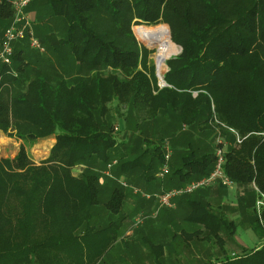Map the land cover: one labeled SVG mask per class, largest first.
<instances>
[{"label":"trees","instance_id":"obj_1","mask_svg":"<svg viewBox=\"0 0 264 264\" xmlns=\"http://www.w3.org/2000/svg\"><path fill=\"white\" fill-rule=\"evenodd\" d=\"M8 2L0 4V36L14 16ZM30 10L43 55L30 58L26 39L15 44L11 65L0 64V132L21 143L14 158H0V264H98L120 239L125 217L99 226L95 219L120 214L121 175L162 172L166 141L173 189L201 180L216 165L212 133L230 143L224 174L243 188L238 209L263 244L229 255L238 223L223 206L195 199L208 188L178 198L192 199L189 220L221 243L222 257L208 264H264V210L261 219L256 210V188L264 194V0H34ZM160 24L182 49L166 62L164 88L154 51L133 31ZM46 51L49 66L66 76L53 80L41 64ZM48 139L55 143L37 165L29 150ZM114 167L116 178L107 174ZM150 248L164 255L163 246Z\"/></svg>","mask_w":264,"mask_h":264},{"label":"rangeland","instance_id":"obj_2","mask_svg":"<svg viewBox=\"0 0 264 264\" xmlns=\"http://www.w3.org/2000/svg\"><path fill=\"white\" fill-rule=\"evenodd\" d=\"M54 23H55L54 21L50 22V24H52V25H54ZM139 26H145V25H139ZM139 26H135L133 28L134 34H135L138 42L142 46L148 48L151 51H154V53L151 55V59L154 61L155 67H156V63H157L156 57L158 55L159 47L157 44H153V45L148 44V43L142 41L137 36L136 29ZM160 26H167V25L160 24L157 26H146V27L154 28V27H160ZM34 36L40 42L39 38L35 35V33H34ZM29 42H30V40H29V38H27V41H25V45H24V47L27 48L29 51V52H27V54H28V56L30 54V58H32L33 60H37L40 56L43 55L44 52H40L38 49L32 48L31 44ZM174 44L177 47L178 52L173 54L170 58H168L167 61L169 59H171L172 57H175L181 53V48L176 43H174ZM42 48L45 50V48L43 46H42ZM45 55H46V57H43L44 62H42V61H38V62H42L41 63L42 66H45L47 71H49L51 74H53L52 75L53 80L56 81V80H59L60 78H62L63 76H66L64 70L62 69V67H59L58 64H54V65L49 66L50 62H47V61L49 59H53L54 57L52 56L53 58H50L51 55L47 51L45 52ZM167 70L168 69H167L166 63L164 64V66L162 67L160 72H158L156 69V77L158 79V85H159V81H160L158 75H161L163 77V73H165ZM107 73H108V71H103V74H107ZM89 74H90L89 72L87 73V72L83 71L79 76L82 78L88 79ZM71 76H72V78H70V82L74 83L75 79H77L78 76L75 74L71 75ZM75 76H77V78H75ZM115 127H116V132L118 134V139L131 144L132 143L131 134H129L127 131L126 132L122 131V126H115ZM161 127H162V125L158 124V128H156L158 132H161ZM217 135L218 134L216 133V135L214 136V134L212 133L210 136L211 137L210 140H212L214 142L215 152H216L217 142H218V136ZM160 139H161V136L158 133H156V140L155 141L157 143H160ZM54 143H55L54 139H48V140L40 141L37 144H35L33 147H31L29 150V156L32 159V161L35 164L40 165L49 156L51 147ZM20 145H21L20 141H17L15 138H10V137L6 136L4 133L0 132V158H14L18 154ZM161 145L164 148V153L170 152V149L173 151V149L171 148L169 143H167V145H166V141H163ZM167 146H170V149H168ZM147 160H146V162H147ZM83 171H84V167H82V166L76 167L73 170L74 174L78 175V176L82 175ZM115 171L116 170L114 167V168H112L111 171H108L107 174L113 175L114 174L113 172H115ZM159 171H160V167L157 166L151 170V173H152V175H157V173H159ZM136 172H137V170H136ZM107 174L105 175L107 178L103 177L101 179V183L104 182L103 186H106L103 189V191L105 192V196H107L109 194L107 191V187L112 186V184H113L111 182V178ZM113 176L115 177V175H113ZM155 179L157 181H159L158 183H160V184L165 182L164 180L158 179L157 177H155ZM118 183L121 184L122 186L124 185L122 183V181H120V178H119ZM126 184H128V181L126 182ZM235 187L236 186L228 189L225 194H217L216 196H213L209 199L210 200L209 206L212 210L217 211L218 206L222 207V204H223V211H225V213L229 216L230 220H233V221L238 223L236 225V227L233 228L234 233L237 231L238 227H241V226L244 227L245 225H249L248 222H245V219L243 218L242 214L240 213V211L238 209V199L241 196V193H244V190L240 188L242 191L240 193ZM173 188H172V190H173ZM209 189H211V188H209ZM209 189H207V190H209ZM125 190L129 191V189H127V188H125ZM234 190H236V192L238 191L237 194H240L237 197L236 201H234L235 196L231 193ZM133 191H134V189H133ZM133 191H132V193H133ZM216 191H217V189L215 188V192ZM137 193L142 194V193H140V191L139 192L137 191ZM145 195H147V194H145ZM193 196L195 197V199H198V198L200 199L198 194L193 195ZM105 200L107 201L108 198L105 197ZM231 204H236L237 206L231 205ZM160 205L161 204L159 202V206ZM129 208H131V206ZM167 209L168 208H162V210H167ZM125 210L126 209L123 208V209H121V212L119 215H117V216H111L110 215L111 217L109 216V218H111L112 221L117 222L118 219H120L121 217L128 215V217H125V219L127 218V220L124 222L125 223V225H124L125 229H123V231L120 230V237H121V235L126 233V230L131 231V233H130L131 235L125 238V243L128 245H125L123 243H118L117 247H115L109 253V255L106 257L105 261L102 264H150V261L152 260L153 256L150 254L151 250H150V246H149L148 242H145L143 240V236L146 235V233H150V232L143 230V228L139 229L140 226H142L143 221H142V218H137L138 212L136 209L131 210V211L130 210L125 211ZM107 215L108 214L106 212H104L103 216H107ZM180 220L182 221V219L179 218L178 221H180ZM148 224L152 225L153 219L148 220L147 225ZM247 227H248V229L252 230V228L250 226H247ZM185 229L187 231L193 232V230L196 231L198 229H202V227L197 226V225H186ZM180 230L181 229H178V231H180ZM255 236H256L255 232L253 235H249V234L246 235L245 234L244 238H245L246 243L248 244V247H254V245L251 241L254 240V243H255V239H253V238H255ZM178 238L179 239H177V240H171L170 241V243H172V246L175 247V255L173 252H170V250H167L166 251L167 255L162 258L163 264H208L210 262L217 260L219 257H222L221 255H223L222 250L220 248L221 243L216 238H210V239L208 238L209 239L208 241L205 239L199 240V241L193 240L192 242H190L189 240L184 241L183 237H178ZM223 238H226V236L224 235ZM257 238L259 239L261 237H259V235H257ZM223 242H224V239H223ZM190 243H192L191 249H189L190 246L187 248L184 247V246H186V244L189 245ZM227 244L230 245V248L227 249V253L229 255H232L234 250L235 251L238 250L235 247V245H233L234 244L233 242L226 240V245ZM177 251H178V254H177ZM235 253H238V252H235ZM182 255L187 256V260L184 258V259H182V261H180L179 257Z\"/></svg>","mask_w":264,"mask_h":264},{"label":"crops","instance_id":"obj_3","mask_svg":"<svg viewBox=\"0 0 264 264\" xmlns=\"http://www.w3.org/2000/svg\"><path fill=\"white\" fill-rule=\"evenodd\" d=\"M31 14V17L33 19V32H34V26L36 23H34L36 21V13L31 11L29 12ZM35 33V32H34ZM2 36H0V42H1ZM219 138V137H218ZM167 145V144H166ZM230 145V143L227 141L223 140V144H222V148H224V150H227V147ZM53 146V145H52ZM168 149H170V146H167ZM170 153V155H169ZM168 155V159L166 157V163L168 164L167 167V172L161 176V169L159 171V173H157V175H153L155 177H157L158 179L164 180L165 182L160 184L158 183L159 181H157L156 179H154L155 177H152L151 175L148 174V176L145 175L144 171H140L137 170L134 171L133 174H123L120 177V181H122V183L124 184V188L129 189V191L125 190L126 192V198L124 199V203H123V208H125V211H131L136 209L138 212L137 218H142L143 224L142 226H140L139 229L146 230L150 233H146V235L143 236V240L145 242H148L149 246H151V244L153 246H163L164 247V255H161V253L158 255L154 252L152 253V251L150 252V254L153 256L152 260L150 261V264H163L162 258L164 256H166L167 254V250H170V252H173L175 255V247L172 246V243H170L171 240H177L179 239L178 237H183L184 241H190L192 242L193 240H209L210 238L208 237L207 233L205 231H203L202 229H198L201 232L196 233V231L193 230V232L187 231L185 229L186 225H194L190 220V216H191V202L189 198H176L173 200V207H161L159 206V202L156 199V197L154 196V194H159L164 192L165 190H172L173 187L177 186V180L175 179H171L169 178V173H170V168H169V163L170 160L172 158L173 155V151L170 149V152L167 153ZM166 155V156H167ZM167 175V176H166ZM166 176V177H165ZM125 181V182H124ZM128 181V184H126V182ZM139 187H138V186ZM236 186L235 188L241 193V188L239 186H237L236 184L233 183L232 188ZM215 188L217 189V191L215 192ZM231 187H226L221 183H217L215 186L211 187V189L209 190H205L201 195H199L200 200L209 203L210 202V198L213 196H216L217 194H225L227 192L228 189H230ZM134 189V191H133ZM168 190V191H169ZM133 191V193H132ZM142 193V194H138L136 192ZM166 191V192H168ZM235 191V192H234ZM232 191L231 193L235 196L234 197V201L237 200V197L240 194H237L236 190ZM145 194L152 196L151 198H147L145 196ZM151 194V195H150ZM243 195V193H241V196ZM222 201V200H221ZM231 205H236V204H231ZM131 206V208H129ZM223 206V204H222ZM237 206V205H236ZM219 207V206H218ZM122 208V209H123ZM162 208H168L167 210H162ZM221 208V207H219ZM159 210V211H158ZM124 217H128V215H125ZM180 219H182V221H178ZM153 219V224H148L147 225V221ZM97 225L99 226V223H101V220H105L106 223H108L111 218L106 217V218H97L95 219ZM117 220V219H116ZM123 221H121V231H123L124 225H125V221L126 219H122ZM176 225V226H175ZM249 225H245L244 227H238L237 231L234 233L233 235V240L230 242H233L235 245V247L238 249L237 251L234 250V252L232 253V256H234L235 252H239L241 250V248H256L259 247L263 244V239L262 238H257V234L255 236V243L254 240H252L251 242L253 243L254 247H248V244L245 241V234L246 235H253L254 232L250 229H248ZM178 229H181L180 231H178ZM131 231H127L126 233L121 235L119 241L115 244V246L113 247V249L115 247H117L118 243H123L125 245H128L125 243V238L130 236ZM226 235V234H225ZM178 236V237H177ZM224 234H221V237H223ZM209 238V239H208ZM166 241V242H165ZM183 241V240H182ZM164 242V243H163ZM189 249H191L192 243H190L189 245L186 244V246H184L185 248L189 247ZM221 248V246H220ZM226 250L230 248V245H226L225 246ZM112 249V250H113ZM111 250V251H112ZM151 250V248H150ZM109 251V253L111 252ZM109 253L98 263V264H102L106 257L109 255ZM178 254V251H177ZM186 259L187 260V256H180L179 259L180 261H182V259Z\"/></svg>","mask_w":264,"mask_h":264},{"label":"built area","instance_id":"obj_4","mask_svg":"<svg viewBox=\"0 0 264 264\" xmlns=\"http://www.w3.org/2000/svg\"><path fill=\"white\" fill-rule=\"evenodd\" d=\"M7 0H0V4ZM14 10V16L11 24L6 28L0 42V64L11 65L14 56V46L17 42L23 41L27 38L30 40L31 47L44 52L40 42L34 36L33 32V19L28 11L29 6L34 0H8ZM159 76V87H166V83L161 75ZM235 133L233 130H231ZM264 136V135H263ZM243 139L237 136V144H241ZM223 141L219 137L217 142V148L215 152L216 165L212 173L204 177L201 180L192 182L187 186L180 189H173L164 194L155 195L162 206L173 207V200L184 194H191L199 189H206L215 186L217 183H221L226 187H232L231 182L224 174L225 164V150L222 148ZM170 155V153H169ZM169 158L168 155L166 156ZM168 167L165 165L162 169L161 176L167 172ZM256 188V187H255ZM256 190L259 193V199L256 202V210L261 219L262 210H264V194H262L258 188ZM137 193V192H136ZM147 198L152 196L145 195Z\"/></svg>","mask_w":264,"mask_h":264},{"label":"bare ground","instance_id":"obj_5","mask_svg":"<svg viewBox=\"0 0 264 264\" xmlns=\"http://www.w3.org/2000/svg\"><path fill=\"white\" fill-rule=\"evenodd\" d=\"M136 34L142 41L148 44L158 45L159 49L156 61L160 70L166 63L167 59L178 52L177 47L172 41L171 32L168 26L154 28L139 26L136 29Z\"/></svg>","mask_w":264,"mask_h":264},{"label":"water","instance_id":"obj_6","mask_svg":"<svg viewBox=\"0 0 264 264\" xmlns=\"http://www.w3.org/2000/svg\"><path fill=\"white\" fill-rule=\"evenodd\" d=\"M181 51H182V49H181ZM156 69H157L158 72H160V68H159L157 63H156Z\"/></svg>","mask_w":264,"mask_h":264}]
</instances>
